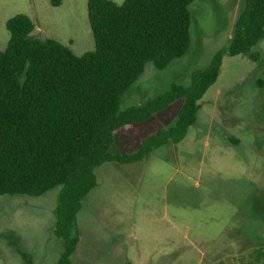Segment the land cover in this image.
Here are the masks:
<instances>
[{
	"label": "rangeland",
	"instance_id": "374dc122",
	"mask_svg": "<svg viewBox=\"0 0 264 264\" xmlns=\"http://www.w3.org/2000/svg\"><path fill=\"white\" fill-rule=\"evenodd\" d=\"M244 2L193 0L187 51L163 69L147 62L119 111L171 84L187 87L191 74L227 46ZM18 12L28 13L36 37L54 38L76 55L94 49L87 0H0V50L9 38L5 18ZM181 103L175 99L120 126L110 152H133L147 135L171 127ZM197 103L195 120L177 143L173 132L172 141L134 163L95 167L96 186L76 213L79 246L70 264L255 263L264 230L256 238L248 225L264 221V38L246 54L224 55ZM59 189L0 194V264H56L64 248L55 229Z\"/></svg>",
	"mask_w": 264,
	"mask_h": 264
},
{
	"label": "trees",
	"instance_id": "16d2710c",
	"mask_svg": "<svg viewBox=\"0 0 264 264\" xmlns=\"http://www.w3.org/2000/svg\"><path fill=\"white\" fill-rule=\"evenodd\" d=\"M192 1L87 0L94 49L81 55L54 38L33 35L35 25L26 13L6 19L9 38L0 50V194L36 196L60 186L55 229L64 248L56 264H70L78 249L76 213L96 186L95 167L134 163L151 147L172 141L173 132L174 142L180 141L223 56L246 54L264 38V0H245L227 46L191 74L187 87L171 84L144 104L119 111L123 93L147 62L163 69L187 51ZM178 98L182 103L171 127L147 135L133 152H110L116 129L143 121ZM248 226L253 237H262L264 221ZM253 255L254 264H264V247Z\"/></svg>",
	"mask_w": 264,
	"mask_h": 264
},
{
	"label": "crops",
	"instance_id": "0c3cea01",
	"mask_svg": "<svg viewBox=\"0 0 264 264\" xmlns=\"http://www.w3.org/2000/svg\"><path fill=\"white\" fill-rule=\"evenodd\" d=\"M26 12V11H25ZM26 14H28V13H26ZM30 17V16H29ZM8 17H6L5 18V20L7 19ZM231 141H237V139L236 138H231ZM136 148V147H135ZM137 148H138V146H137Z\"/></svg>",
	"mask_w": 264,
	"mask_h": 264
}]
</instances>
